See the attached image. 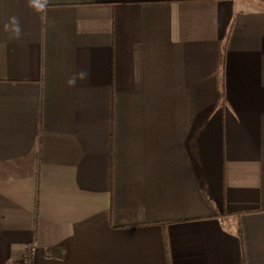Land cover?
Returning a JSON list of instances; mask_svg holds the SVG:
<instances>
[{
  "label": "crops",
  "instance_id": "obj_1",
  "mask_svg": "<svg viewBox=\"0 0 264 264\" xmlns=\"http://www.w3.org/2000/svg\"><path fill=\"white\" fill-rule=\"evenodd\" d=\"M30 247L264 264V0H0V264Z\"/></svg>",
  "mask_w": 264,
  "mask_h": 264
},
{
  "label": "clouds",
  "instance_id": "obj_2",
  "mask_svg": "<svg viewBox=\"0 0 264 264\" xmlns=\"http://www.w3.org/2000/svg\"><path fill=\"white\" fill-rule=\"evenodd\" d=\"M29 6L34 8L37 12H45L48 6V0H29ZM5 32H11L15 38H19L22 32V28L19 19L15 16L9 18V22L3 26ZM88 77L87 71H81L71 77L67 84L69 86H75L78 80H85Z\"/></svg>",
  "mask_w": 264,
  "mask_h": 264
},
{
  "label": "built area",
  "instance_id": "obj_3",
  "mask_svg": "<svg viewBox=\"0 0 264 264\" xmlns=\"http://www.w3.org/2000/svg\"><path fill=\"white\" fill-rule=\"evenodd\" d=\"M32 250L33 248L30 247L28 253L26 254L25 258H24V264H31V254H32Z\"/></svg>",
  "mask_w": 264,
  "mask_h": 264
}]
</instances>
